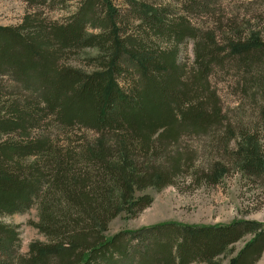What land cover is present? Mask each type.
<instances>
[{
    "label": "trees",
    "instance_id": "obj_1",
    "mask_svg": "<svg viewBox=\"0 0 264 264\" xmlns=\"http://www.w3.org/2000/svg\"><path fill=\"white\" fill-rule=\"evenodd\" d=\"M22 1L51 11L72 0ZM120 1L124 9L113 0H83L64 23L32 13L17 27H0V78L7 81L0 79V218L36 206L35 228L47 241L22 256L17 233L0 222V264H214L247 235L253 238L230 264H252L264 250V225L255 221L165 224L105 235L117 216L151 205L139 192L161 191L180 178L215 186L225 177L220 163L188 173L192 163L179 146L184 137H208L207 150L231 155L244 177L264 185L256 136L264 127L259 36L220 49L210 34L198 38L186 18H172L169 6ZM180 6L196 14L210 0ZM188 39L195 41L196 55L190 69L177 57ZM86 48L98 53L91 60L95 72L58 64L68 51ZM223 64L235 72L259 122L233 123L222 114L209 77ZM51 126L94 137L58 145L48 136Z\"/></svg>",
    "mask_w": 264,
    "mask_h": 264
},
{
    "label": "rangeland",
    "instance_id": "obj_2",
    "mask_svg": "<svg viewBox=\"0 0 264 264\" xmlns=\"http://www.w3.org/2000/svg\"><path fill=\"white\" fill-rule=\"evenodd\" d=\"M83 0H72L65 8L47 10L45 8H30L22 0H0V27H17L28 14L36 13L40 19L57 23H64L75 12L77 4ZM161 6H169L172 18H186L195 29L198 38L202 34H210L215 40L217 48H225L230 41L244 42L251 34L259 36L264 43V0H210V7L196 14L185 12L181 3L185 0H154ZM187 1V0H186ZM115 6L124 9L120 0H113ZM131 31V30H129ZM89 33H99V30ZM229 50L224 54H228ZM98 56L96 50L83 49L67 52L58 64L91 74L97 69L94 60ZM195 41L188 39L177 48V57L186 69L192 68L195 62ZM234 71L230 65L213 68L209 77L210 90L214 92L222 108V114L233 123H248L253 120L259 122L252 112L255 110L248 96L243 95L242 89L236 85ZM2 79V78H0ZM3 82H7L5 78ZM122 83L121 80H119ZM253 110V111H252ZM254 113V112H253ZM256 136L259 140L261 155L264 157V127L259 129ZM48 136L58 145L80 143L83 137H94V133L80 132L79 129L60 132L55 127H49ZM4 138L0 136V142ZM208 137H184L179 142L181 153L191 160L188 173L195 170H209L217 163L226 166L227 174L219 184H196L180 178L175 186L161 191L147 189L137 193V197L149 196L151 205L133 216L121 214L112 220L105 235L112 237L120 233L136 232L165 224H180L186 226H227L235 221H255L264 225V185L255 178L242 175L234 163L231 155H215L207 150ZM231 150L234 146L230 145ZM210 152V153H209ZM0 222L17 233L18 254L26 256L32 244H46L35 225L38 223L36 206L23 214L3 216ZM253 238L245 236L232 246L226 253L220 255L214 264H230V261ZM205 264V263H196ZM252 264H264V250Z\"/></svg>",
    "mask_w": 264,
    "mask_h": 264
}]
</instances>
